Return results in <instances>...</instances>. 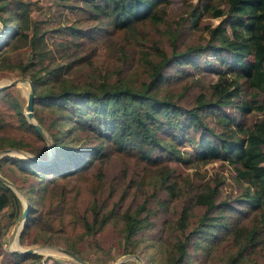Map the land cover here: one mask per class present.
<instances>
[{
    "label": "trees",
    "instance_id": "1",
    "mask_svg": "<svg viewBox=\"0 0 264 264\" xmlns=\"http://www.w3.org/2000/svg\"><path fill=\"white\" fill-rule=\"evenodd\" d=\"M74 1H79L81 8L90 14L91 22L112 30L122 40L121 47L138 35L144 25L161 26L165 6L170 2ZM223 2L225 9L205 2L194 6L188 15L191 28L198 26L202 14L218 18L202 47L180 51L175 46V34L169 53L155 44L145 51L139 50L128 67L141 79L137 87L107 80L96 87L64 84L68 69L44 63L48 51L29 17L27 4L21 0L0 4L3 31L0 52L29 45L31 57L18 68L32 85V107L36 105L32 117L50 139L53 152L52 159L43 165L9 157L0 162H15L35 183L41 175L46 176L56 194L55 199L49 198L52 205L41 212L50 229L66 234L88 229V207L97 202L104 187V172L100 166L88 177L83 172L93 163L103 164L114 154L132 158L141 167L145 182L135 184L134 190L140 188L143 193L142 186L150 185L153 199L159 198L156 199L159 206L182 201L177 221L165 222L169 235L180 234L172 245L176 252L174 264L185 261L186 249L193 244L207 254L225 247L228 255L234 253L236 260L264 254V0ZM66 29L69 37L81 33L74 25ZM204 52L216 67L210 61H204V66L217 79L209 85L208 93L198 94L191 107H184L180 104L182 94L176 95L178 84L185 80L187 66L199 68L195 56ZM34 66L39 69H32ZM8 92L9 87L0 91V134L14 138L16 141L9 143L12 146L38 143L28 149L35 159L46 160L43 137L15 108L17 105ZM42 109L48 113L44 114ZM225 109L233 113H225ZM216 114L224 126L221 130L205 122ZM252 115L255 120L247 124L245 118ZM62 124L68 127L62 128ZM182 144L192 147V153L181 151ZM199 161L218 162L220 168L230 165L238 192L220 199L218 193L224 177L213 175L200 183H191L188 178L175 177L170 167ZM130 186L131 182L118 201L124 200ZM146 198L133 212L123 213L127 241L144 228ZM7 204L13 207L9 213L11 220L19 217L21 206L17 197L0 182V209ZM195 207L201 208V213L196 224L184 233L189 212ZM28 213L29 208L23 230L30 221ZM90 214L95 222L99 212L92 208ZM106 218L107 215L102 216ZM67 250L78 257L74 249Z\"/></svg>",
    "mask_w": 264,
    "mask_h": 264
},
{
    "label": "rangeland",
    "instance_id": "2",
    "mask_svg": "<svg viewBox=\"0 0 264 264\" xmlns=\"http://www.w3.org/2000/svg\"><path fill=\"white\" fill-rule=\"evenodd\" d=\"M6 1L2 0L0 4ZM21 1L27 4L29 17L38 33L41 34L45 50L48 51L49 56L44 63L50 62L49 67L60 65L66 67L68 72L64 75V84L73 87L85 85L96 87L104 80L109 83L120 82L137 87L141 79H137L138 73H133L128 67L132 57H137L139 50L145 51L151 44H155L165 53H169L170 43L175 34L177 35L175 46L180 51L191 47H202L208 39L209 29L218 23V18L202 14L198 20V26L191 28L188 21L191 9L205 2L220 9L226 8L223 0H170L165 6L164 23L161 26L153 28L144 25L138 35L129 38V41L121 47L122 40H119L112 30L105 28L101 23L91 22L90 14L81 8L79 1ZM67 5L74 8L71 9ZM1 15L6 17L5 13ZM71 25L80 29L81 33L69 37L66 27ZM0 28L2 29L1 23ZM2 39L0 35V42ZM30 53L28 44L0 52V86L13 80L19 81L16 85L9 87L8 93L17 105L15 108L22 115L29 79L26 75L20 74L18 66L28 61L31 57ZM195 58L199 68L187 66L185 80L179 82L176 92V95L182 94L180 104L184 107H191L198 94L208 93L209 85L217 79V76L204 66V61H210V65L216 67L209 55L204 52ZM31 68L39 69L37 66ZM167 73H170V70ZM35 108L36 105L32 107V115L35 114ZM42 112L48 113L43 109ZM224 112L233 113L229 109H225ZM254 120V115L245 118L247 124ZM31 122H35L33 117ZM205 122L214 129L224 128L217 114L212 119L207 118ZM65 126L68 127L62 124V128ZM42 132L48 159L51 143L45 132L43 130ZM10 140L16 141L12 137L0 134V159L9 157L27 161L26 155L33 157L28 148L37 147L38 143L17 147L9 145ZM192 149L186 144L180 146L181 151L188 153H192ZM98 166L104 172V187L97 202L91 203L88 207V229L66 234L50 229L41 216V212L52 205L49 198H56L55 192H52L50 188L51 184L45 179L46 176L41 175L35 183L31 175L15 162L8 160L0 162V176L8 181V186H5L15 194L21 210L25 204H28L30 218L23 230V224L18 221L19 217L11 220L9 213L13 210L12 205L7 204L0 209V264H80L59 250L68 248L74 249L79 254L78 258L80 257L86 264H117L118 262L121 264H174L176 252L172 249V245L180 234L175 232L169 235L165 222L177 221V213L183 204L182 201L159 206L156 202L159 198L153 199L150 185L142 186L143 193L140 188L134 190L135 184L139 185L145 180L142 177L141 167L132 158L110 154L103 164L93 163L83 172V175L88 177ZM170 167L175 177L188 178L191 183H200L208 177H214L213 175L224 177V184L220 186L218 193L220 199L228 194L234 196L238 192L239 187L232 179L230 165L220 168L218 162L199 161L189 166L170 164ZM129 182H131V188L127 190L126 197L118 201ZM183 193L185 197L187 191L184 190ZM143 198L147 199V211L143 214V219L146 220L142 223L144 228L137 236L127 241L124 238L123 213L124 211L133 212ZM92 208L99 212L95 222H92L90 214ZM200 213L201 208H192L184 224V233L196 224ZM104 215H107L106 219H102ZM198 247L197 244L187 247L186 258L182 264H264V254L256 256L250 254L242 260H236L234 253L228 255L225 247L213 254H207ZM26 249L32 251L26 253ZM125 251L128 252L124 253ZM24 254L28 256L22 257Z\"/></svg>",
    "mask_w": 264,
    "mask_h": 264
},
{
    "label": "water",
    "instance_id": "3",
    "mask_svg": "<svg viewBox=\"0 0 264 264\" xmlns=\"http://www.w3.org/2000/svg\"><path fill=\"white\" fill-rule=\"evenodd\" d=\"M0 35H3V31L1 28H0ZM17 83H19L18 80H13V81L9 82L8 84L2 85V86H0V91L7 88V87L14 86ZM27 84H28V93L26 95V102H25V108H24L23 115H24L25 120L34 127V129L36 130V132L38 134H40L43 137L44 134H43L41 128L35 122L34 123L31 122V120H32V104H33V95L34 94H33V88H32L31 83L29 81H27ZM49 149H50L49 150V156H48V159H46V160H37V159H35L31 156H28V155H26L25 158H26V160L33 162V163H36V164H42V165L47 164L52 159V153H53L51 146ZM0 182L3 183L4 185L8 186V181L5 180L1 176H0ZM27 211H28V204H25L24 207L22 208L20 216L18 218V221L22 224L24 223V221L26 219ZM59 250L62 253H64L65 255H67L68 257H70L71 259H73L74 261H76L80 264H86L83 260H81L77 256L73 255L71 252L64 250V249H59ZM31 251H32L31 249L25 250L26 253H30ZM117 264H121V262H118Z\"/></svg>",
    "mask_w": 264,
    "mask_h": 264
}]
</instances>
